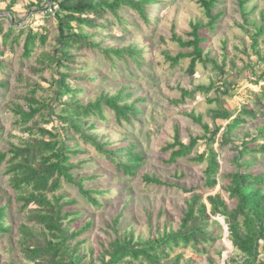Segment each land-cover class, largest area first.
Returning a JSON list of instances; mask_svg holds the SVG:
<instances>
[{
	"label": "rangeland",
	"instance_id": "obj_1",
	"mask_svg": "<svg viewBox=\"0 0 264 264\" xmlns=\"http://www.w3.org/2000/svg\"><path fill=\"white\" fill-rule=\"evenodd\" d=\"M10 1H0V24L4 32L10 26V20H14L18 26L6 46H2L0 36V46L5 49L2 59L6 66L0 70V80L7 85L0 90V152L9 150L12 144L17 145L23 139L36 137L32 131H37L38 127H54L57 124L56 115L64 113L61 112L62 106H55V115L49 116L47 111H43L28 125L19 123L16 106L27 109L32 88L37 90L36 98L40 102L55 105L53 99L60 85L52 80L59 79L58 71L54 67L48 68L47 63L42 64L39 55L54 51L58 31L48 1L17 0L9 12L7 5ZM145 13L146 17H143L135 9L122 7L119 10L121 19L109 13L98 20L104 23L103 28H85L95 35L93 40L101 48L80 52L82 56L78 57V67L82 69L70 72L71 78L66 81L70 88L85 89L83 94L78 95L84 105L88 101H95L103 92L114 94L123 89L125 93L132 94L128 102L139 101L137 106L142 111L130 122L118 124L114 114L105 108L104 117L85 118L89 124H95L93 129H88V125L84 127L88 133L106 143L107 149L118 150L134 144V152L143 157L135 176H116L115 166L105 153L99 152L93 144L84 142L79 135L69 133L72 138L68 143L82 151L72 159L77 166L76 176L84 180L87 188L103 192L98 196L102 206L92 205L77 187L67 182L55 193L63 196L62 202H74L71 209L78 211L73 216L76 220L66 222L71 229L79 230L86 223H91L84 235L78 238L83 241L79 250L86 254V263L93 261L102 264L101 256L115 238L116 230L119 233L133 231L135 239L140 237L144 240L156 238L159 233L170 229L176 230L187 209V200L193 194L203 196L208 210L209 195L220 193L227 199L224 188L229 182L228 174L238 169L234 158L238 149H242L243 142H249L248 146L253 152L242 161H253L249 169L257 173L264 170V158L256 152L264 140L259 136L253 140L257 138L259 128L264 126V116L259 112L264 107L255 105L264 91V33L257 37V42L254 39L257 28L264 25V0L247 3L245 14L239 0H219L212 12L213 15L221 13L214 30L207 28L209 19L199 0H154ZM197 21L204 26L201 34L206 38L202 43L203 58L215 60L217 66L197 62L194 72L190 73V57L179 63L169 58L193 50L182 48L176 38L185 41L191 39V23ZM22 27L25 33H18ZM29 28L47 32L48 38L44 46L37 42L32 57L26 60L22 53ZM111 47H132L137 51L136 58L132 59L125 53L122 58L102 53V49ZM60 71H64V68H60ZM239 72H242V77L237 78ZM89 79L96 80L91 86H86ZM210 85L213 87L208 92L197 91L198 87ZM71 97L76 96H63L62 100L69 102ZM244 106L255 109L256 118H248L233 135L224 137L226 124ZM218 108L223 110V118L229 114L231 118L214 119L213 111ZM191 113L201 115L202 123L209 125L210 132L206 136L202 124L190 118ZM56 127V132L63 137L65 129L59 124ZM177 133L184 144H188L192 137L202 138L189 157L167 165L165 161L171 150L164 151V147L175 142ZM225 138L228 139L227 143H224ZM210 139L214 141L212 146L218 153L220 163L218 184L211 189L204 184L207 162L192 160L196 154L208 150ZM145 173L155 174L172 186L147 185L142 179ZM16 196L5 174V164L0 165V206H5L6 223L11 226L10 232L0 236V264H33L25 260L19 247L21 234L18 228L27 221V211L21 209ZM235 205V200L229 201V208ZM118 218L119 223L115 225ZM214 218L220 224L209 226L216 240L205 245V254H198L191 247L179 248L170 254V258L183 253L180 264L188 259L193 264H225L226 258L236 256L237 252L223 224L224 218L219 215ZM36 235L37 240H43L41 231H36Z\"/></svg>",
	"mask_w": 264,
	"mask_h": 264
},
{
	"label": "trees",
	"instance_id": "obj_2",
	"mask_svg": "<svg viewBox=\"0 0 264 264\" xmlns=\"http://www.w3.org/2000/svg\"><path fill=\"white\" fill-rule=\"evenodd\" d=\"M153 1L49 0L56 20L58 35L54 51L41 52L39 61L42 64L47 63L48 68L54 67L58 71L59 79H53L52 82L59 84L60 89L55 93L53 99L55 105L50 106L40 102L36 98L37 90L32 88L29 91L31 97L28 100L27 109L17 105L15 112L18 115L19 123L28 125L37 114L47 111L49 116L55 115V106H62L61 112L64 113H58L55 122L65 129V134L62 137L58 131L56 132V123L52 128L41 126L38 127L37 131H32L36 137L23 139L17 145L12 144L9 150L0 152V165L5 164V174L9 178L11 188L17 195L16 200L21 204V209L27 211V221L18 228V232L21 234L19 247L27 262L33 264H95L93 261L86 263V254H82L79 250L83 241L78 240L89 229L91 223H86L79 230L71 229L66 222L76 220L73 216L78 211L71 209L74 202H62L63 196L55 195L61 190L63 183L67 182L77 187L81 195L92 205L102 206L98 196L102 195L103 192L87 188L84 180L79 179L75 174L77 166L72 162V159L82 151L78 146L68 143V140L72 138L69 133L79 135L84 142L93 144L99 152L105 153L111 164L115 166L116 176H135L141 167L143 157L140 153L134 152V144L131 147L129 145L118 150L107 149L106 143L99 141L96 135L88 133L84 127L88 125V129H93L95 124H89L85 118L104 117L105 108L114 114L118 124L123 121L130 122L142 111L137 106L139 101L128 102L132 94L125 93L123 89L117 90L114 94L103 92L95 101H88L84 105L78 99V95L83 94L85 89L70 88L66 81L71 78L70 72L82 69V67H78L80 64L78 57L82 56L80 52L85 49L101 48V45L93 40L95 35L85 28L92 29L99 26L103 28L104 23H99L98 20L109 13L121 19L119 10L122 7L135 9L143 17H146L145 10ZM250 1L252 0H239L244 14L245 6ZM218 2L219 0H199L200 6L209 19L207 23L209 30L215 29L221 16V13L212 14ZM16 3L17 0H11L7 5V10L11 12V8ZM17 27L14 20H10V26L4 32L3 26L0 24L2 46L7 45L9 38L17 32ZM191 27L192 31L189 33L191 39L185 41L182 38H176V42L182 48H193V50L189 53H178L169 59L174 63H179L182 59L190 57L191 61L188 67L190 73L194 72L197 62H209L217 66L215 60L203 58L204 47L202 43L206 41V38L201 34V30L204 26L200 21H197L191 23ZM18 33H25V28L22 27ZM263 33L264 25H261L255 33V42H257V37ZM47 38V32H37L32 28L27 29L23 43V58L30 59L35 52L37 42L44 46ZM136 52L132 47L102 49L103 54L114 55L118 58H122L125 53L135 59ZM4 54L5 49L0 46V70L6 67L2 59ZM60 68H64V71H60ZM240 77H242V72L237 74V78ZM95 80L89 79L86 81V86H91ZM6 86V83L0 80V90ZM212 87L213 85L201 86L197 88V91L208 92ZM183 93L187 94L186 91ZM67 95L76 97H71L69 102L62 100L63 96ZM255 105L264 107V91L257 98ZM259 112L264 116V108ZM222 113L223 110L220 108L214 110V119L223 118ZM189 116L196 123L202 124L205 131L204 136L210 132L209 125L202 123L201 115L191 113ZM231 116L229 114L223 119H229ZM248 118L255 119L256 111L244 106L226 124L224 137L233 135L240 125L247 122ZM258 136L264 140V126L259 128L257 138L253 140H257ZM201 138L192 137L188 144H184L179 140L177 133L175 142L164 147V151L171 150L169 158L165 161L166 164L173 165L179 160L189 157ZM227 140L225 138L224 143H227ZM213 142V139H210L208 150L196 154L192 158L193 161L199 163L207 162L204 170V184L210 189L218 184L217 175L220 168L218 153L212 146ZM248 143L243 142L242 149H238L234 158L238 169L228 174L229 182L224 188L228 195L227 199L223 198L220 193L209 195L207 201L210 209L208 210V205L203 200V196L193 194L187 200V209L183 212L179 227L176 230L170 229L159 233L156 238L144 240L137 237L135 239L133 231L119 233L116 230L115 238L109 242V247L101 256V263L180 264L183 253L175 255L173 258H170V254L176 249L189 247L198 254H205V245L216 240L214 232L209 230V226L220 224L219 220L214 218L219 215L224 218L228 237L233 249L237 252L236 256L226 258L225 264H264V170L257 173L249 169L253 165V161H242L247 154L253 152ZM256 152L264 158V141L259 145ZM242 168L244 170H241ZM142 179L147 185L172 186L168 181L155 174L145 173ZM230 200L236 201L233 208H229ZM6 217L5 206H0V236L11 231V226L6 223ZM114 223L118 225L119 218ZM36 231H41L42 241L36 239ZM226 241L228 240L226 239ZM107 256L109 257L108 260H106ZM184 264H193V261L188 259Z\"/></svg>",
	"mask_w": 264,
	"mask_h": 264
},
{
	"label": "water",
	"instance_id": "obj_3",
	"mask_svg": "<svg viewBox=\"0 0 264 264\" xmlns=\"http://www.w3.org/2000/svg\"><path fill=\"white\" fill-rule=\"evenodd\" d=\"M223 224L225 225V227H226V229H227V226H226V224L223 222ZM227 233H228V231H227Z\"/></svg>",
	"mask_w": 264,
	"mask_h": 264
},
{
	"label": "built area",
	"instance_id": "obj_4",
	"mask_svg": "<svg viewBox=\"0 0 264 264\" xmlns=\"http://www.w3.org/2000/svg\"><path fill=\"white\" fill-rule=\"evenodd\" d=\"M44 1H48L49 2V0H44ZM50 3V2H49ZM55 8H57V6H55Z\"/></svg>",
	"mask_w": 264,
	"mask_h": 264
}]
</instances>
